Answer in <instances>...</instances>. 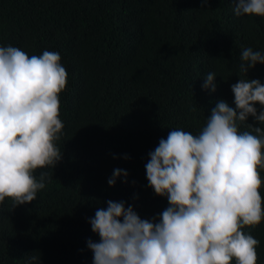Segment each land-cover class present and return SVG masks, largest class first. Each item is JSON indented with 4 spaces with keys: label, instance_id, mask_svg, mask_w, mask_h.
<instances>
[{
    "label": "trees",
    "instance_id": "16d2710c",
    "mask_svg": "<svg viewBox=\"0 0 264 264\" xmlns=\"http://www.w3.org/2000/svg\"><path fill=\"white\" fill-rule=\"evenodd\" d=\"M233 8L234 0H0V45L59 52L67 72L55 142L62 160L35 170L51 177L35 201L0 202V264L31 256L32 264H92L87 241L100 238L88 218L108 200L147 219L168 206L148 186L149 152L172 129L197 134L220 99L235 107L242 49L264 52V17ZM208 72L215 92L201 87ZM248 78L264 82V64ZM115 168L129 175L110 186ZM257 171L264 209V168ZM243 231L259 241L256 264H264V219Z\"/></svg>",
    "mask_w": 264,
    "mask_h": 264
},
{
    "label": "clouds",
    "instance_id": "9594fccd",
    "mask_svg": "<svg viewBox=\"0 0 264 264\" xmlns=\"http://www.w3.org/2000/svg\"><path fill=\"white\" fill-rule=\"evenodd\" d=\"M233 11L264 17V0H234ZM240 59L246 78L231 85L235 107L220 99L197 134L172 129L149 152L148 186L168 206L147 219L123 200H108L88 218L100 238L87 241L92 264H233L234 258V264H256L259 241L243 228L264 219L257 171L264 168V82L248 72L264 64V52L245 47ZM66 83L59 52L29 56L0 45V202L35 201L51 179L35 170L62 160L55 142L64 127L59 94ZM201 87L215 92L216 74L208 72ZM238 122L250 130L239 131ZM128 175L115 168L108 184ZM37 259L29 257V264Z\"/></svg>",
    "mask_w": 264,
    "mask_h": 264
}]
</instances>
